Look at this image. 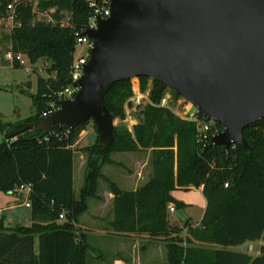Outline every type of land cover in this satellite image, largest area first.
<instances>
[{
	"label": "trees",
	"instance_id": "obj_1",
	"mask_svg": "<svg viewBox=\"0 0 264 264\" xmlns=\"http://www.w3.org/2000/svg\"><path fill=\"white\" fill-rule=\"evenodd\" d=\"M11 1L0 0V18L9 16ZM96 1L104 6L108 0ZM50 9H55L52 23L32 6L21 5L15 26L5 36L11 48L25 54L31 64L46 62L48 77H38L37 92L32 94L33 116L7 123L0 113V131L5 133L0 144V191L13 193L23 184L32 188L31 226H7L5 217L0 218V264H88L90 246L78 223L90 199L97 196L99 179L107 180L103 165L113 163V152L142 150L153 155L154 175L145 185L125 191L108 183L115 194V235L163 238L169 264H264V119L244 131L250 150L212 145L201 139L194 122L161 105L170 88L153 81L150 102L142 106L143 118L133 133L115 130L111 147L101 148L97 140L84 149L89 157L79 196L72 148L78 127L58 126L44 136L43 131L19 132L25 123L59 108L58 92L71 78L76 32L89 27L93 14L88 0H40V12ZM140 80L145 89L149 78ZM131 81L115 84L105 96L115 117H124L125 104L134 95ZM218 129L222 132L224 125L220 123ZM190 187L202 188L207 207L199 225L193 226L188 219L180 227L168 207L185 210L187 205L173 193ZM184 229L188 233L181 236ZM260 240L259 255L231 250Z\"/></svg>",
	"mask_w": 264,
	"mask_h": 264
},
{
	"label": "water",
	"instance_id": "obj_2",
	"mask_svg": "<svg viewBox=\"0 0 264 264\" xmlns=\"http://www.w3.org/2000/svg\"><path fill=\"white\" fill-rule=\"evenodd\" d=\"M110 11L82 33L94 44L75 97L19 132L44 136L92 121L99 147L109 148L116 117L105 96L148 77L224 125L212 145L250 150L244 131L264 119V0H110ZM175 216L188 220L183 209Z\"/></svg>",
	"mask_w": 264,
	"mask_h": 264
},
{
	"label": "rangeland",
	"instance_id": "obj_3",
	"mask_svg": "<svg viewBox=\"0 0 264 264\" xmlns=\"http://www.w3.org/2000/svg\"><path fill=\"white\" fill-rule=\"evenodd\" d=\"M45 19V16L40 15ZM10 26L0 23V58L3 65L0 66V113L2 119L7 123H16L19 120L27 119L36 113V109L32 102V94L37 92V82L38 77H48L47 73V63L44 61H39L37 64L28 63L27 65L32 67V70L27 72L24 68H12L9 65H5L7 62L4 60V53L11 48L10 42L5 39V36L10 33ZM86 53V48L83 45L77 47L76 55ZM54 77V75H53ZM133 87L132 91L135 94L142 93L149 95L152 89L153 81L148 80L145 89H143V83L140 78H134L131 81ZM169 89V88H168ZM169 89V104L170 109L180 118L184 115H188L193 109V105L187 102L182 97H176ZM166 95V94H165ZM132 98V97H131ZM129 99L125 104V114L124 117H116L115 119V130L120 131H130L134 132L133 127L140 123V119L143 118L142 115V104L141 106L136 105ZM194 109H196L194 107ZM135 112V115L133 112ZM139 114V117L136 116ZM183 119V118H182ZM78 134L76 139L72 144V148L75 152L76 167L74 171V181L75 189L79 192L80 188L84 185V162H88L89 154L84 149L90 145H93L98 140V133L96 126L93 122H89L79 126L76 129ZM5 133L0 131V144L4 141ZM133 153L131 158H125V154H110L115 160L120 163L115 165L113 169H117L116 173L110 181H104L103 178L99 179L97 196L90 199V208L86 215L81 218L79 223V228L82 232L87 234V241L90 246V251L88 252V264H111L110 261L113 255L116 253L114 247L115 234L107 233L112 231L111 227L105 228L103 231V219L95 218L98 216L103 217V191L105 189H110L111 186L108 184L114 182L118 186H123L122 174L119 175L120 169L131 172L137 168L138 163L144 160L151 154V159L149 158L148 164L143 168V183H147L154 175L152 174L153 168V155L150 150H142ZM79 168L83 171L82 176L80 175ZM109 168H112L111 166ZM119 171V172H118ZM103 172V171H102ZM107 182V183H106ZM144 185V184H143ZM140 185V186H143ZM139 186V188H140ZM194 188V189H191ZM176 200L184 202L187 206L185 212L189 218H191V223L197 225L201 222L207 207L206 198L200 188L190 187L189 190L184 188L178 189L173 193ZM27 197L22 194L5 193L0 191V218L5 217V222L7 226L21 225L29 227L32 225L31 218V208L26 206ZM172 205H169V207ZM168 207V208H169ZM104 208V213L106 216H111V209ZM107 213V214H106ZM172 215V214H171ZM88 217H92L95 220H91ZM173 222L175 217L172 215ZM87 221L89 226L84 225L82 222ZM101 221V222H100ZM175 223V222H174ZM86 226V227H85ZM87 228L86 230L83 228ZM105 232V233H104ZM188 231L185 232L186 236ZM38 245V244H37ZM235 250H241L239 247H232Z\"/></svg>",
	"mask_w": 264,
	"mask_h": 264
},
{
	"label": "built area",
	"instance_id": "obj_4",
	"mask_svg": "<svg viewBox=\"0 0 264 264\" xmlns=\"http://www.w3.org/2000/svg\"><path fill=\"white\" fill-rule=\"evenodd\" d=\"M90 7L93 9V14L90 19L89 27L86 29H95L98 27V18L107 19L110 14V0L107 1V4L104 6H100L96 0H88ZM39 3L40 0H12L8 4V12L9 16L5 19L0 18V23L9 25L11 28L10 30L15 26V19L17 15V10L21 5L25 6H32L33 10L37 12L39 15L45 16V20L47 22H55L54 19L51 16V13L55 11V9H50L48 11L40 12L39 10ZM64 25V24H63ZM85 30V31H86ZM84 32V31H83ZM83 32H76V47L83 45L86 48V53H82L80 55H74V60L71 67V84H69L66 88L58 92V98L59 100H66V99H73L78 91V88L75 87L74 84H76L80 78L84 74V67L89 62L91 57V50L93 48V40L87 36L82 35ZM77 51V50H76ZM4 60L7 62V64L15 68L16 64H18L21 68H24L27 72L32 70V67L28 66L27 64L30 63L29 58L23 54L22 52H15L12 48L7 50L4 53L3 56ZM3 65V62L0 58V66ZM132 102H134L136 105L141 106L142 104L150 102L149 95L137 93L135 91V94L131 98ZM169 104V93H166L164 98L162 99L161 105L162 106H168ZM47 116V114H46ZM185 120L194 122L198 128L199 135L202 140L209 142L212 137L220 133L218 129V125L220 124L219 121L208 118L202 113H200L197 109H192L188 115H184L182 117ZM226 187H228V183L225 184ZM32 191L31 185L29 184H23L19 187H17L13 193L16 194H22L27 197L26 206L30 207V201L29 196ZM170 212L175 216L176 209L172 205L169 207ZM61 219L64 218V214L60 215Z\"/></svg>",
	"mask_w": 264,
	"mask_h": 264
},
{
	"label": "crops",
	"instance_id": "obj_5",
	"mask_svg": "<svg viewBox=\"0 0 264 264\" xmlns=\"http://www.w3.org/2000/svg\"><path fill=\"white\" fill-rule=\"evenodd\" d=\"M5 65H8V64L6 63ZM113 153L121 154V152H113ZM123 154H125V158H131V155L133 153L123 152ZM149 158L151 159V154L148 157H145L143 161L138 163L137 168L134 169L133 172H131V170L125 171V170L120 169L121 171H120L119 175H120V177H121V174L123 176V178H122L123 186H121V185L120 186L117 185V186L121 190H125V191L126 190H134L135 191L139 188L140 185H143V184L145 185L146 183H143V181H142V180H144L143 168L148 164ZM111 159L113 160V163H106L103 165V168H102L103 176L105 178H107L108 181L112 179L113 174H117L116 173L117 169L115 170V169H113V167L120 163L118 160H115L113 157H111ZM74 165H75V168H77L75 159H74ZM110 166L112 168H109ZM83 170H85V172H86V161L84 162ZM79 172H80V175L82 176L83 171H81L80 168H79ZM85 172H84L83 178H85ZM151 172L153 174L154 168H152ZM103 180L107 181L106 179H103ZM81 189L82 188H80V191H81ZM191 189H194V188H191ZM200 189L202 190V188H200ZM75 191H76L77 196H79L80 191L78 192L76 189H75ZM14 194H16V193H14ZM114 198H115V194L111 191V189H105L103 191V217L102 216L95 217V218H102L103 219V226H102L103 231H105L106 226L112 228V222L114 221ZM107 207H109L112 211L111 216H106L104 213L105 212L104 208H107ZM89 208H90V205H89ZM88 210L80 217L79 223H80L81 218L86 215ZM174 217H175V219H174L175 224L177 226L182 227L184 220L181 221L180 218H178L176 216H174ZM187 217H188V215H187ZM88 218L90 219V221L95 220L92 217H88ZM188 219L191 220V218H189V217H188ZM79 223H78V225H79ZM82 223L84 225H86L87 221L84 220V222H82ZM199 224L200 223H198L197 225H199ZM197 225H193V226H197ZM86 226H89V224H87ZM85 227H83V228L86 230L87 228H85ZM186 231H187V229H184L181 233V236H183V234L185 235ZM107 233L114 234L113 228H112V231L107 232ZM114 236H115V239H114L115 242H113V243H114V247L117 251H116L115 255H113V258L110 261L111 264H169L168 259H167L166 242L163 241V238H160L159 240H152V239H149L145 235L139 236V235H134V234H132L131 236H127V237H122V236H117V235H114ZM262 244H263V242L261 240L257 241V242H249V243H246L242 246H238L239 249H241V250H235L232 248H231V250L246 251V252H249L253 255H259L260 254V247Z\"/></svg>",
	"mask_w": 264,
	"mask_h": 264
}]
</instances>
